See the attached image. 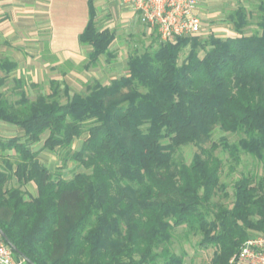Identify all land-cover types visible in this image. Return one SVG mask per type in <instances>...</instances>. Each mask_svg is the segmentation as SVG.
<instances>
[{
  "label": "trees",
  "instance_id": "trees-1",
  "mask_svg": "<svg viewBox=\"0 0 264 264\" xmlns=\"http://www.w3.org/2000/svg\"><path fill=\"white\" fill-rule=\"evenodd\" d=\"M95 16L89 1L78 36L91 47L88 67L113 56L115 34L99 28ZM227 20L235 34L157 40L128 56L126 74L94 81L84 93L64 87V102L54 84L50 96L33 99L19 91L12 101L0 91V124L23 131L0 137V232L16 257L34 264H184L186 252L171 244L175 228L185 226L200 235L199 245L214 248L208 264H231L251 231L264 233V0L252 11L237 6ZM249 25L255 28L246 34ZM16 67L0 54V86ZM215 127L238 139L212 142L189 163L174 159L179 147L210 140ZM45 133L43 148L82 170L70 177L62 168L50 171L32 148ZM219 146L234 162L250 155L263 172L242 174L232 183L231 204L211 209L218 191L227 195L222 160L212 154ZM29 182L33 196L21 188Z\"/></svg>",
  "mask_w": 264,
  "mask_h": 264
},
{
  "label": "rangeland",
  "instance_id": "rangeland-1",
  "mask_svg": "<svg viewBox=\"0 0 264 264\" xmlns=\"http://www.w3.org/2000/svg\"><path fill=\"white\" fill-rule=\"evenodd\" d=\"M247 2L249 0H246ZM250 3V1L248 2ZM219 9H221L219 7ZM202 17V29L198 34L200 37H205L209 33L224 34L222 37L233 35L227 30H223V26H212L220 19L212 20L208 14ZM122 19V20H121ZM110 27L113 28L115 39L110 44V50L113 56L110 59H106L104 55L100 57L98 65L91 67L88 70H81L79 59L76 62L72 60H66L60 64V68L54 70L47 64L40 60V63H35L29 66V70H22L16 68L12 71L5 81L0 86V91L10 100L14 101L18 98V92L23 91L26 96L30 99L35 98L38 94L51 95L52 85L50 80L52 78L58 79L60 82L56 85L57 87V98L60 102L66 100L64 94L63 83H67L68 91L70 94L74 92L84 93L87 87L92 85L94 81L100 83H108L111 79L119 77L127 73L126 61L130 54L133 52H142L143 49L149 44L155 43L160 40L157 32L153 29L148 28L147 25L142 24L138 18L128 11L124 16L118 19L111 20ZM214 28V29H213ZM226 28V27H225ZM250 33V31H247ZM3 45L0 44V49ZM187 50V49H186ZM186 50L180 56L179 60H182ZM85 61V60H83ZM82 61V62H83ZM35 69V70H34ZM38 69V70H37ZM63 71L64 75L60 72ZM36 72V73H35ZM3 73L0 72V75ZM64 79V80H63ZM20 80L21 82H18ZM65 81V82H64ZM22 130L16 126H12L6 123L0 125V137L6 138L13 135H22ZM46 133L42 135V139L35 143L32 148L38 151L40 161L45 164L49 169H61L64 177H70L73 173L82 170L80 166H77L76 162L68 160L64 163V159L61 158L62 152L59 150H49L43 148L42 143ZM224 139L229 143L235 142L238 139V135L230 132H224L220 128L215 127L211 133L210 140L198 144H186L174 151V159L176 161L189 163L194 153L200 152L202 149L209 150L211 143L215 142L220 145L221 140ZM82 138H76L72 143V150L77 149ZM211 151V150H210ZM13 151H9L11 154ZM213 155H216L222 160L220 169V180L226 185L225 195L223 191L218 193L212 199L209 205L211 209H215L213 203H225L230 205L233 199L232 195V183L238 179L242 174H262V167L257 163L250 155L240 153V160L234 162L229 156L227 151H224L219 146L212 151ZM11 185H16L15 180L10 182ZM23 190L35 191L34 184L29 183L28 185L21 186ZM260 234L256 231H251L250 236ZM264 234V233H261ZM200 238L199 234L188 233L185 226L175 228L173 232V239L171 249L176 253L185 251L186 255L184 258V264H208L213 254V247L204 248L198 244Z\"/></svg>",
  "mask_w": 264,
  "mask_h": 264
},
{
  "label": "crops",
  "instance_id": "crops-1",
  "mask_svg": "<svg viewBox=\"0 0 264 264\" xmlns=\"http://www.w3.org/2000/svg\"><path fill=\"white\" fill-rule=\"evenodd\" d=\"M89 1L95 10L96 25L99 28L113 31L108 22L124 16L128 11L137 17L134 11L122 5L121 0H0V44L3 45L0 54L14 61L16 68L22 70H29V66L40 63V60L54 70L59 69L60 64L66 60L76 62L77 59L80 65L77 63L76 66H80L81 70L96 67L98 63L89 67L85 65L91 47L80 44L78 40L89 19ZM249 1L206 0L196 7L195 12L200 16L208 14L212 20L220 19V22L217 21L212 26L221 25L223 30L235 34L232 23L227 20V14L239 5H244L250 11L254 10L258 0ZM254 28L255 25H249L244 32L249 34L247 31L251 33ZM214 35L224 38V34ZM60 74L64 75V72L61 71ZM59 82L55 78L50 80L51 85ZM63 85L68 87L66 82ZM86 136L84 133L80 138L84 139ZM38 154L37 158L40 159ZM34 187L35 191L28 192L32 196L36 194L35 184Z\"/></svg>",
  "mask_w": 264,
  "mask_h": 264
},
{
  "label": "built area",
  "instance_id": "built-area-1",
  "mask_svg": "<svg viewBox=\"0 0 264 264\" xmlns=\"http://www.w3.org/2000/svg\"><path fill=\"white\" fill-rule=\"evenodd\" d=\"M206 0H121L123 6L134 11L139 21L154 29L160 40L176 36L199 34L201 16L196 7ZM231 264H264V234L250 236L231 258ZM0 264H26L16 257L12 248L0 238Z\"/></svg>",
  "mask_w": 264,
  "mask_h": 264
},
{
  "label": "water",
  "instance_id": "water-1",
  "mask_svg": "<svg viewBox=\"0 0 264 264\" xmlns=\"http://www.w3.org/2000/svg\"><path fill=\"white\" fill-rule=\"evenodd\" d=\"M0 235L2 236L3 240L15 251L17 250L7 239V237L5 236V234L3 232H0ZM17 252V251H16ZM18 253V252H17ZM21 257L28 262L29 264H34L32 261H30L29 259L24 258L22 255Z\"/></svg>",
  "mask_w": 264,
  "mask_h": 264
}]
</instances>
